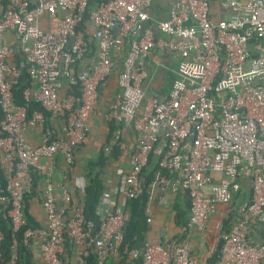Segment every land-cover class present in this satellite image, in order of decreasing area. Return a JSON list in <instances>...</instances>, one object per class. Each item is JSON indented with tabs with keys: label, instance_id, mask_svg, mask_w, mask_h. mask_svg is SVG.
<instances>
[{
	"label": "built area",
	"instance_id": "obj_1",
	"mask_svg": "<svg viewBox=\"0 0 264 264\" xmlns=\"http://www.w3.org/2000/svg\"><path fill=\"white\" fill-rule=\"evenodd\" d=\"M4 1L0 168L6 183L0 185V205L12 233L7 264L17 262L15 235L25 224L23 200L32 190L33 172L41 159L56 155L67 167L74 164L75 149L88 141V119L99 87L122 53L118 92L106 118L115 125L111 145L129 155L130 168L119 170L113 196L125 201L139 198L142 174L154 156L155 184L162 192L187 193V227L201 233L218 206L231 204L247 185L250 199L235 207L229 230L220 234L214 264H264V241L254 236L256 226L264 230V0ZM157 1L161 6L154 9ZM6 33L17 43L18 63L16 49L4 42ZM154 51L179 58L170 90L160 98L147 96L144 89ZM23 70L30 83L23 100L37 103L43 111L29 113L15 103L13 89ZM59 119L63 136L51 138L47 132L40 145L27 143L29 130ZM122 126L138 133L131 153L122 139ZM70 201L66 186L56 193L48 178L41 199L47 223L40 245L43 264L61 263L66 239L83 248L86 258L92 253L93 264L118 257L128 210L110 205L105 193L96 228L84 218L82 205L67 216ZM34 232L26 230L22 244L27 245ZM2 240L0 232V248ZM191 251L185 238L148 243L128 257L140 264H195Z\"/></svg>",
	"mask_w": 264,
	"mask_h": 264
},
{
	"label": "crops",
	"instance_id": "obj_2",
	"mask_svg": "<svg viewBox=\"0 0 264 264\" xmlns=\"http://www.w3.org/2000/svg\"><path fill=\"white\" fill-rule=\"evenodd\" d=\"M2 2L3 0H0V4ZM159 6L161 4L157 1L154 9ZM214 7L216 6L214 5ZM51 25L53 27L54 21H52ZM4 42L15 48L16 52H18L17 43L11 33L4 35ZM92 58L93 52L86 58L84 63L88 64ZM123 58L124 53L114 59L112 73L99 87L97 104L88 119V141L86 144L75 149L74 164L67 167L63 158L56 155L49 160L41 159L40 168L33 172L32 190L24 197L23 201L27 207L29 216L33 219V223L38 226L26 245L33 264H43L40 256V245L46 238L47 223L44 210L41 206V199L48 178L54 184L56 193H60L61 185L66 186L68 189L71 201L65 207L67 216H70L82 202L84 196L82 189H85V174L88 166H92L95 162L101 161L102 157H105L103 164L99 162V165H93L95 167L94 170L99 174L104 191L109 199V204L120 205L126 210L127 201L121 198H115L112 191L117 185L119 170L127 172L130 168L129 155L121 153L117 155L115 152H112L111 148L113 146L111 145V141L114 123L108 121L106 118L109 108L118 92L117 76L121 71ZM14 59L16 60L15 55ZM178 62L179 58L176 55L165 56L159 51H154L151 54L149 59L150 76L148 82L144 85L147 96L160 98L168 93L172 81L175 78L174 72L178 66ZM66 86V81L63 80V93L66 91ZM63 126L64 124L61 119L48 121L45 127L29 130L26 133V141L31 147H36L41 144L47 132L51 138L61 137L63 136ZM122 137L128 152H133L137 144L138 133L134 132L131 128L122 126ZM2 171L6 177L5 171ZM155 175L152 179L153 181L147 184L144 175L142 176L143 192L147 195L146 215L148 227L144 245L152 242H179L188 238L192 246L190 256L192 261L195 264H213L212 257L219 244L222 223L225 219V211L228 206H218L217 212L206 220V228L203 232L200 233L196 230H190L186 225L189 219L187 210L188 200L186 196L181 192L173 194L160 191L159 187L155 184ZM243 194H250L247 185L244 186ZM58 204L63 205L61 200H58ZM0 218H6L1 205ZM254 236L256 239L264 241L263 232H261V228H258V226L255 227ZM68 246H66V251L61 256L60 264H86L87 258L84 256V249L71 244ZM107 264H119V257L111 258ZM128 264L139 263L128 258Z\"/></svg>",
	"mask_w": 264,
	"mask_h": 264
},
{
	"label": "trees",
	"instance_id": "obj_3",
	"mask_svg": "<svg viewBox=\"0 0 264 264\" xmlns=\"http://www.w3.org/2000/svg\"><path fill=\"white\" fill-rule=\"evenodd\" d=\"M2 3L5 4V1L3 0ZM92 6H95V3L92 4ZM15 56H16V60L18 63L21 60L20 52L19 51L16 52ZM29 86H30L29 77L26 71L23 70L18 84L13 89L15 103L18 105L26 106L27 111L29 113L33 111H43L42 108L35 102H30L28 104L24 102L23 92ZM73 88L75 89V87ZM45 115L48 116L46 113ZM0 116H1V112H0ZM114 129H115V126L113 125L112 132L114 131ZM111 149H112V152H115L117 155L120 154V151L116 146H113ZM104 159L105 157H102L101 161L99 160L98 162H95L93 165H96L99 162L103 164ZM93 165L88 166V169L86 171V174H85L86 185L84 189V196H83L81 204L79 205L83 206L84 218L86 220L93 221L97 228L100 223V215L98 214L97 209L100 205L103 195L105 194V191H104L102 182L99 178V174L95 172L94 170L95 167H93ZM157 170H158V159L155 158L154 156H151L148 162V166L145 168L142 174V176L144 175L145 177L146 184L153 181L152 179L154 178L155 172ZM5 183H6V177L2 169L0 168V185L3 186ZM181 193H183L188 200L187 210L189 213V206H190L189 197L187 193L185 192H181ZM247 199H250V194L249 195L243 194L242 196L236 195L234 197L232 203L227 209L229 210V212L227 216H225V219L222 223L221 234L229 230L230 224L236 216L235 207L238 205L239 202H242ZM146 200H147V195L146 193L143 192V194L139 198L127 201L126 210H128L129 212V218L124 228L123 241L119 248V255H118L119 264H128V258H129L128 253L133 249L139 250L143 248L144 246L145 235L148 230L147 215H146ZM23 211H24L25 224L22 226L20 231L15 235V238L17 240V262L16 264H33L30 258V255L28 253L27 246L22 244V239H23L24 232L26 230L28 229L35 230L36 228H38V226L33 223V219L31 218V216H29L27 207L24 204V202H23ZM187 224H188V221L186 225ZM0 232L3 234V240H2V244L0 248L1 250L0 264H7L10 259L11 253H12L11 225L7 217L3 219L0 218ZM261 232H263V239H264V230L261 229ZM67 241L68 240L66 239V246L69 247L68 245L70 243L69 241L68 242ZM219 250H220V244H218L217 250L214 256L212 257L213 264L217 262L218 260ZM93 259H94V256L91 253L86 260V264H93ZM132 261L138 262L140 264L139 260H132Z\"/></svg>",
	"mask_w": 264,
	"mask_h": 264
},
{
	"label": "rangeland",
	"instance_id": "obj_4",
	"mask_svg": "<svg viewBox=\"0 0 264 264\" xmlns=\"http://www.w3.org/2000/svg\"><path fill=\"white\" fill-rule=\"evenodd\" d=\"M5 44H6V43H5ZM239 203H240V202H239ZM239 203H238V204H239ZM228 206H230V204H229ZM258 227L261 228V229L263 230L262 226H258Z\"/></svg>",
	"mask_w": 264,
	"mask_h": 264
}]
</instances>
